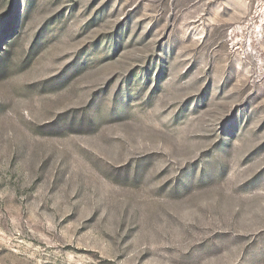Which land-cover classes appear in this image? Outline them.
<instances>
[{
  "label": "rangeland",
  "instance_id": "rangeland-1",
  "mask_svg": "<svg viewBox=\"0 0 264 264\" xmlns=\"http://www.w3.org/2000/svg\"><path fill=\"white\" fill-rule=\"evenodd\" d=\"M0 264H264V0H0Z\"/></svg>",
  "mask_w": 264,
  "mask_h": 264
}]
</instances>
